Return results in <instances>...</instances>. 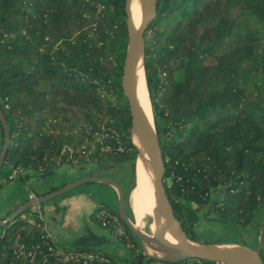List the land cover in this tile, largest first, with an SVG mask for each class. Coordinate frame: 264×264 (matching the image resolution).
Wrapping results in <instances>:
<instances>
[{"label":"trees","instance_id":"16d2710c","mask_svg":"<svg viewBox=\"0 0 264 264\" xmlns=\"http://www.w3.org/2000/svg\"><path fill=\"white\" fill-rule=\"evenodd\" d=\"M41 1L42 11L23 35L37 43L46 40V52H39V44L21 45L23 36L10 41L19 31L20 4L0 0V110L10 136L0 190L13 172L56 165L62 147H77L87 128L119 133L124 149L100 154L97 147L91 165L125 166L132 172L137 153L120 85L127 46L125 0ZM239 17L250 18L244 32ZM253 30H262V38ZM150 31L153 37L148 39ZM145 37L149 98L160 135L166 140L167 133L170 136L161 150L165 178L174 175L164 186L175 219L196 242L199 210L208 205L211 191L221 187L213 215L223 227L245 229L264 203V94L242 87L249 74L264 71V0H157L156 17ZM178 72L180 79L175 78ZM97 83L109 84L117 105L109 106ZM101 113L104 118H97ZM0 136L4 138L1 124ZM124 201L128 216L126 195ZM23 215L40 227L28 224ZM120 221L131 249L137 248L131 230ZM42 226L32 207L0 226V264H43L44 259L54 264ZM19 246L23 252L17 256ZM36 246L30 262L27 253ZM260 257L264 262V249ZM153 262L214 264L149 259L143 264Z\"/></svg>","mask_w":264,"mask_h":264},{"label":"crops","instance_id":"0c3cea01","mask_svg":"<svg viewBox=\"0 0 264 264\" xmlns=\"http://www.w3.org/2000/svg\"><path fill=\"white\" fill-rule=\"evenodd\" d=\"M2 143L0 138V151ZM113 166L102 168L90 164H56L45 171L30 169L13 172L12 178L0 190V220L5 221L18 206L29 200L88 177L109 178L126 195L130 186V171L125 166ZM222 192L221 187L211 191L210 201L201 210L199 222L195 225V231H199L200 224L203 227L213 220L216 226L210 228L209 224V231L214 229L218 232L220 229L221 234L219 239L202 244L214 247L236 244L253 251L264 249V203L256 211L251 227H223L212 212V206L221 201ZM101 206L118 212L117 190L90 182L51 201L33 206L32 210L39 214L43 231L57 246L67 250H96L108 256L112 264H136L138 256L95 220V212Z\"/></svg>","mask_w":264,"mask_h":264},{"label":"water","instance_id":"95a60500","mask_svg":"<svg viewBox=\"0 0 264 264\" xmlns=\"http://www.w3.org/2000/svg\"><path fill=\"white\" fill-rule=\"evenodd\" d=\"M133 0H125L124 12H125V24L127 33V46L124 54L121 72V92L122 96L127 102V108L130 115L131 130L130 141L134 149L136 150V163L140 159L141 155H146L150 161L153 162V168L151 169V182L153 185V195L155 200V215L151 224L154 222L155 226L166 227L172 231L174 238L177 241V252L182 254L183 257L177 260L157 259L151 257L145 253V247L150 246L149 238L139 230H137L134 224L129 220L124 201V194L120 186L109 178L103 177H88L78 180L68 186L62 187L49 194L36 197L32 200L25 202L18 206L11 215L5 220L0 221V226H4L7 223L12 222L18 216H20L24 210L36 205L43 204L51 201L57 197L69 193L70 191L86 185L90 182L101 183L103 185L111 186L117 190L118 194V215L120 219L131 230L135 238L140 242V246L143 251L138 255L136 264H143L145 260H154L167 263H179L186 260H200L212 263L221 264H264L260 257V250L253 251L249 248L230 244L225 246H197L191 244L185 238V234L175 219L171 205L166 195L164 178H165V165L162 157V150L159 140L156 136L154 125L149 122L141 104L137 99L133 87V81L135 71L139 62L142 63L144 69V34L148 29L149 24L156 17V5L157 0H138L140 8L143 13V18L140 26L132 31L134 23L131 18V2ZM0 124L3 129V143L0 151V169L2 168L3 161L10 145L9 128L4 119L3 113L0 110ZM100 167H114L113 164H103ZM194 208H198L196 205ZM161 227V229H162Z\"/></svg>","mask_w":264,"mask_h":264},{"label":"built area","instance_id":"2783aa9c","mask_svg":"<svg viewBox=\"0 0 264 264\" xmlns=\"http://www.w3.org/2000/svg\"><path fill=\"white\" fill-rule=\"evenodd\" d=\"M108 83L107 85L97 83V86H99L101 97H106L109 102L112 103L114 101V98L116 99V97L113 95V92L110 89ZM84 134L85 136L82 142L77 146V148H71L68 145H64L62 147L57 159V164H60L61 162H64L62 164H77L79 161L86 160L88 154H92V150L94 148V150L96 151L97 147L100 154L112 152L113 149H115L116 152H122L124 150L120 142V138L122 136L119 133H102V131L92 132L87 128L86 130H84ZM109 139L113 140L114 146ZM11 178L12 175L8 177L9 180ZM172 178H174V175L164 178V185L169 184ZM177 180H179V178ZM38 218L42 220L39 214ZM22 219L27 221V223L31 226L36 225V222L33 218L22 216ZM95 220L98 221L103 228L108 229L115 237L125 239L127 241L128 247H133V245H130L128 241L125 230L118 215L111 214L106 209L99 207L95 212ZM36 226L40 227L39 225ZM46 239V246L48 248V251L50 252V255L54 259V264H112L111 260L108 257H105L103 253L101 254V252L95 253L82 250H67L55 245L50 240L48 235H46ZM38 249L39 247L36 246L27 253V257L30 258V262H32L35 258ZM22 252L23 246H19L17 249V256L21 255ZM42 262L43 264H45L46 260L44 259ZM214 264L221 263L216 262Z\"/></svg>","mask_w":264,"mask_h":264},{"label":"bare ground","instance_id":"6f19581e","mask_svg":"<svg viewBox=\"0 0 264 264\" xmlns=\"http://www.w3.org/2000/svg\"><path fill=\"white\" fill-rule=\"evenodd\" d=\"M131 18L135 26L132 28V31H134L140 26L143 18L138 0L131 2ZM133 87L139 103L153 126L152 110L141 62L138 63L135 71ZM137 164V180L131 196L130 206L134 214L135 222L133 224L135 228L149 238L150 246L145 247V253L157 259L177 260L182 258L183 255L177 252V241L172 231L162 226L161 229V227L155 226L154 222L151 224L155 215V200L151 183L153 162L146 155H141Z\"/></svg>","mask_w":264,"mask_h":264},{"label":"rangeland","instance_id":"374dc122","mask_svg":"<svg viewBox=\"0 0 264 264\" xmlns=\"http://www.w3.org/2000/svg\"><path fill=\"white\" fill-rule=\"evenodd\" d=\"M19 4L20 5H19V9L18 10H19L20 13H19V16H16V21L19 23V27H18V30L19 31L16 34H12L10 36L9 39H10L11 42L17 41L18 38H19V36H23L24 37L23 31L26 33L27 30H29V28H31V26H33L32 20L35 19V18H37L38 13H40L42 11V1L41 0H19ZM156 13H157V5H156ZM246 18L247 17H241V18L239 17V19H238V22L242 26L241 27L242 30H240V32H244L243 26H245L246 23H250V18H247V19ZM162 27L163 26H160V27H158V29H160ZM85 30H88V29L87 28H84L83 31L85 32ZM161 30H159V31H161ZM253 31H257L258 37H261L262 38V36H263L262 30H253ZM26 36L27 37L26 38L24 37V39H23L24 41H23V43H21V45H30L31 47H36L39 44V47H40L39 52H46L47 48H50L49 46H47L48 44L45 43L46 40H44V42L37 43L36 41H32L31 39H29L28 34H26ZM152 37H153V33L151 31L148 32L147 33V38L148 39H151ZM145 40H146V37L144 39V44H145ZM155 43H157V40H155ZM55 47H56V44H54V48ZM52 51H54V49ZM181 74H182L181 72L176 73L175 74V78L176 79H180ZM242 87L245 90L249 91V93L250 92H255V91H261L262 94H264V71H260L258 73H251V74H249L246 77L245 81L242 83ZM103 99H105L106 101L109 102V100L106 97H103ZM149 100H150V98H149ZM117 102H118V98L117 99L114 98V101L112 103L109 102V106L111 105L110 107H113V106L117 105L116 104ZM150 105H151L153 122H154V124H153L154 125V130H155V133H156V136H157L158 140L161 139V141L159 143H160V147L162 148L163 144L165 145L167 143V140L170 139V136L167 133V140H166L162 135H160V133L158 131V127H157V119L155 117V112L153 111L151 101H150ZM160 107H161V105H160ZM95 118H96V116H95ZM97 118L103 119L104 118V114L101 113L100 115L97 116ZM97 120L101 121L100 119H97ZM102 122H104V121H102ZM113 122H116V120H113ZM113 122L111 121L110 123H113ZM160 125H161L160 127L164 128V123L162 121H160ZM0 138L3 141V138L1 136H0ZM69 147L74 148V146H69ZM75 148H77V147H75ZM94 149L92 150V154H90V155L88 154L86 160H82L84 162V164H90L91 165V157L95 153V150ZM133 164L131 165L132 166V172L130 171V175H129V185L130 186H129L127 192H126V200L128 202V208H129V211H130V215H128V218L132 221V223H134L135 220H134L133 211L131 210V207H130V200H131V196H132V193H133L135 184H136V180H137V168H138V164L136 163V161ZM167 182H168V180H167ZM130 190H131V192H130V195H129V191ZM201 210H203V208L199 210V215H200ZM23 216H25V215H23ZM209 224L211 226L210 228H212V227L214 228L216 226L215 225L216 224L215 221L212 220L208 224H205L203 227L200 224L199 225L200 226L199 231H195V227H194V232L197 235V241L198 242L191 241L185 235V238L187 239V241L189 243L194 244V245H197V246H203L202 243H205V242H208V241H215L216 239H219V235L221 234V230L219 229L218 232H216L214 229H212L213 231L210 229V231H209V228H208V225ZM251 226H252V224H250L248 227H251ZM134 240H135V242L137 244V248H135V249H131L132 247H128L127 246L128 245L127 243H125V244L123 243V244L126 245L129 250L133 251L134 254L138 256L143 251V249L140 246L139 240L137 238H134ZM151 264H155V263L153 262Z\"/></svg>","mask_w":264,"mask_h":264}]
</instances>
